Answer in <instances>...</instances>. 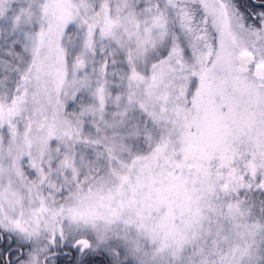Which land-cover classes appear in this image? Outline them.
<instances>
[{
    "label": "snow or ice",
    "instance_id": "1",
    "mask_svg": "<svg viewBox=\"0 0 264 264\" xmlns=\"http://www.w3.org/2000/svg\"><path fill=\"white\" fill-rule=\"evenodd\" d=\"M0 264H264V0H0Z\"/></svg>",
    "mask_w": 264,
    "mask_h": 264
}]
</instances>
